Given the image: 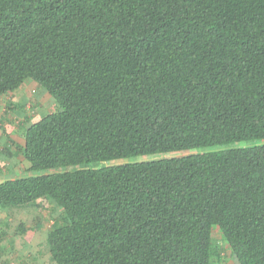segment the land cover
<instances>
[{
    "label": "trees",
    "instance_id": "1",
    "mask_svg": "<svg viewBox=\"0 0 264 264\" xmlns=\"http://www.w3.org/2000/svg\"><path fill=\"white\" fill-rule=\"evenodd\" d=\"M27 82L56 110L0 209L49 213L52 264H264V0H0V98Z\"/></svg>",
    "mask_w": 264,
    "mask_h": 264
},
{
    "label": "rangeland",
    "instance_id": "2",
    "mask_svg": "<svg viewBox=\"0 0 264 264\" xmlns=\"http://www.w3.org/2000/svg\"><path fill=\"white\" fill-rule=\"evenodd\" d=\"M37 90L35 91L34 83L27 82L19 91L0 98V182L17 177L21 173V175L27 173L25 170L27 166L19 154L4 160L6 158L1 150L7 140L6 135L15 143L23 144V130L36 123L43 115L56 110V104L49 94L42 89ZM17 104L27 109L24 115L23 113L18 114L19 107L16 109L12 106ZM26 116H31L29 122H26ZM9 150L12 154L14 153L12 146L9 147ZM137 159H154V156ZM23 208L7 207L6 209H0V231L6 229L8 232L0 244L5 248V252L1 254V261L7 260L4 262L6 264H52L49 259L48 244L45 240L46 233L53 222L52 218H50L49 213H46L41 217V225L38 224L35 228V217L40 216L39 211L33 208L22 210ZM10 209L12 210L8 213ZM45 209L51 211L52 206L46 203ZM6 223L9 227H6ZM20 224L27 225V228H31V230H27L22 234L18 233L17 227ZM215 232H218L217 227L212 228V233ZM223 243L225 245V242ZM231 264H233V261Z\"/></svg>",
    "mask_w": 264,
    "mask_h": 264
}]
</instances>
